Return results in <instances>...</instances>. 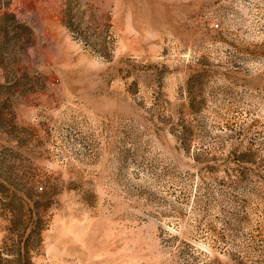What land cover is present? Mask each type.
Masks as SVG:
<instances>
[{"label":"rangeland","instance_id":"1","mask_svg":"<svg viewBox=\"0 0 264 264\" xmlns=\"http://www.w3.org/2000/svg\"><path fill=\"white\" fill-rule=\"evenodd\" d=\"M0 264H264V0H0Z\"/></svg>","mask_w":264,"mask_h":264}]
</instances>
